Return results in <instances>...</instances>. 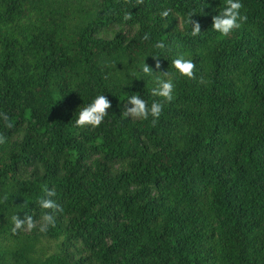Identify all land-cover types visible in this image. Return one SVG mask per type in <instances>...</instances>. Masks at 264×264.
<instances>
[{"label":"trees","instance_id":"trees-1","mask_svg":"<svg viewBox=\"0 0 264 264\" xmlns=\"http://www.w3.org/2000/svg\"><path fill=\"white\" fill-rule=\"evenodd\" d=\"M78 2L0 0V264H264V0L227 37V0ZM133 94L164 104L155 125L122 115ZM99 95L102 124L77 127ZM45 188L62 211L42 233Z\"/></svg>","mask_w":264,"mask_h":264},{"label":"clouds","instance_id":"clouds-1","mask_svg":"<svg viewBox=\"0 0 264 264\" xmlns=\"http://www.w3.org/2000/svg\"><path fill=\"white\" fill-rule=\"evenodd\" d=\"M138 4H142L143 0H137ZM243 5L240 3V0H227V6L224 10L212 17V29L222 36L227 37L236 29H239L244 22L247 21V17L245 15H241V8ZM169 10H164L160 13L162 18H166L170 14ZM193 16V15H192ZM189 19V23L192 27V35L197 36L201 33V26L198 22H195ZM130 15L126 16L125 19H130ZM149 37L147 34L144 39L147 40ZM157 48H164L165 45L163 42H159L156 44ZM172 66L179 73L180 77H184L190 80L196 79L195 76V63L190 59H185L183 56L176 58L172 62ZM156 67L159 68V63L156 64ZM142 71L146 75H151L153 70L145 63ZM163 76H169V73L162 74ZM203 82V80H201ZM158 87L152 89V95L155 97H160L165 102H172L174 100V90L175 84L171 78L166 80L158 79L157 80ZM128 103L131 105L130 108H127L122 115L125 117H131L132 119H142L148 120L149 117L152 118V124L155 125L159 120L164 104L160 101H153L151 106L149 107L148 103L140 98L138 94H133L128 98ZM111 108L110 101L106 98L105 95L97 96L88 106L83 107L78 114V118L75 121L77 127H91L97 128L104 121L105 117L108 115V110ZM0 119L5 122L6 127H11V124L8 123L9 117L6 113H0ZM7 137L3 134H0V145H4L7 143ZM45 195L47 198L39 199L38 203L41 209L46 210L39 221V231L44 233L47 232L50 226H55V216L54 212L62 211L60 206L51 199L56 195L54 189L49 190L45 188ZM7 200V196L4 198ZM50 210V211H49ZM12 223L14 227L12 228V233L17 234L18 231H32L37 228V221L33 219L32 216L25 215L23 219H21L18 215L12 216Z\"/></svg>","mask_w":264,"mask_h":264},{"label":"rangeland","instance_id":"rangeland-1","mask_svg":"<svg viewBox=\"0 0 264 264\" xmlns=\"http://www.w3.org/2000/svg\"><path fill=\"white\" fill-rule=\"evenodd\" d=\"M78 1L82 2L85 5L88 0H65L64 4L65 5L68 4L70 6H75L79 3Z\"/></svg>","mask_w":264,"mask_h":264}]
</instances>
